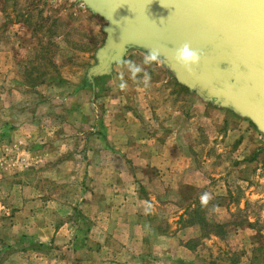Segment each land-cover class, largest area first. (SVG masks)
<instances>
[{
  "label": "crops",
  "instance_id": "obj_1",
  "mask_svg": "<svg viewBox=\"0 0 264 264\" xmlns=\"http://www.w3.org/2000/svg\"><path fill=\"white\" fill-rule=\"evenodd\" d=\"M6 11L3 0L0 27L8 20ZM14 26L28 28L23 21H15ZM7 36L0 39V103L4 100L2 86L10 82L7 73L16 68L23 52V33L17 31ZM138 53L146 58V65L161 70L158 62L141 51ZM170 80L163 77L159 83ZM52 81L39 85H42L37 89L40 94H45L42 90ZM102 88L92 91L79 87L69 96L56 97L62 104L68 102L64 126L71 125L75 135L65 134L56 143L63 125H57L50 111L37 109L35 118L28 122V145L33 159L29 184L16 181L13 190L0 192V199L11 198L9 204L1 200L0 207L6 211L14 209L16 215L8 228L7 221H0V264L11 259L19 260V264H201L202 261L213 264L217 258H213L212 247L224 245L231 231L239 235L233 238L235 241H227L229 246L250 245L241 233L255 234L253 242L257 234L255 224L231 222V213L224 204H211L202 213L200 206L194 204L203 195L210 202H214V197H225L213 192L214 177L202 168L210 161L207 155L199 160L198 151L208 150L215 136L222 141L232 131L230 125H237L239 118L228 109L211 107L194 94L178 98L179 106L170 107L164 117L159 110L151 113L142 110L137 101L136 105H129L125 94L120 92L116 96L106 93L102 104L97 99ZM184 100L182 105L180 101ZM5 108L3 112H9V116L4 118L1 128L9 127L16 138L21 134V143H26L18 112L10 109L14 112L12 116ZM39 119L41 124L37 122ZM199 120L205 142L198 140L193 128ZM47 124L51 127L44 126ZM254 161L255 157L249 162ZM77 166H81V171L77 168L71 173L78 182L76 195L43 190L44 183L67 176ZM35 173L41 177L38 179ZM57 197L61 199L55 200ZM13 204L16 205L12 207ZM55 207L69 208L70 214L77 213L81 218L69 217L55 223L51 216ZM214 213L221 214L215 222L209 217ZM197 214L201 220H197ZM12 225L16 231L27 228L23 241L32 254L23 259L18 256L21 251L15 258L7 256L10 248L4 234ZM200 247L209 255H202ZM245 261L253 264L256 259Z\"/></svg>",
  "mask_w": 264,
  "mask_h": 264
},
{
  "label": "rangeland",
  "instance_id": "obj_2",
  "mask_svg": "<svg viewBox=\"0 0 264 264\" xmlns=\"http://www.w3.org/2000/svg\"><path fill=\"white\" fill-rule=\"evenodd\" d=\"M2 1L0 0L1 3ZM5 1L6 19L8 20L6 21L7 25L0 27V39H4L5 35L12 36L18 31L23 33L24 42L23 52L19 54L16 68L7 73L10 82L2 86L4 100L0 103V128L5 120L4 118L9 116L7 109L18 112L25 128L23 133H26L27 142L21 143V134L17 138L12 136L9 127L0 129V171L3 175V180L0 181V192L13 190L16 181L29 184L28 179L32 167L30 164L33 159L28 145L30 141L28 122L31 118H35L34 115L37 109L42 112L50 111L57 125L59 127L63 125L59 137L55 140L56 143L65 134L75 135L71 125L66 124L64 126L67 109L65 105L68 102L62 104L56 97L62 98V96H69L72 92L75 93L79 87H84L87 79L92 82V87H88L89 90L94 91L101 88V86L103 87L97 93L99 103H105L106 93L116 96L120 92L125 94L129 105H133V103L136 105L135 101H137V105L139 104L142 110L146 109L149 113L159 110L163 113V117L170 107L177 108L179 106L178 98L184 99L185 94H193L177 81L175 75L171 73L161 59H153L151 55L141 51L147 55L146 57L158 62L161 68L158 71L153 66L146 65V58L141 56L138 53L140 50L137 49H131L124 63L114 66L113 72L109 76L89 78L87 72L97 64V52L106 40L107 35L104 33L103 28L107 25V22L100 16L93 14L80 0ZM15 21L25 22L28 28L25 30V28L13 27ZM7 32L9 34H6ZM163 77L171 79V82L159 83V80ZM51 79L53 81L49 83V86L42 90L46 95L40 94L37 89L42 85H39ZM143 79H147V82H143ZM37 86L39 87L37 88ZM178 86L181 88H177ZM41 95L42 97H40ZM175 98L176 100H173ZM180 102L185 105V100ZM4 106H6L5 110L8 112L6 114L3 112ZM211 107L217 108L213 105ZM229 111L237 119L239 118L238 127L235 124L230 125V129H233L228 135L224 136L222 141H220L219 136H215L216 138L214 137V140H211L212 144H209L208 150L198 151L199 160L207 155L206 158L210 161L207 165L203 164L202 168L203 170L206 169L208 175L211 174L214 177L213 192L216 195L223 193L225 197L223 199L221 196L218 199L214 197L212 200L214 202H210L203 195L194 204L196 207L200 206V213L206 208H210L211 204H224L231 213V222L241 224L249 221L256 226L257 234L253 242L255 234L247 236L245 233H241L244 240L248 239L251 242L250 245L247 243L244 246H229L227 241L231 239L235 241L236 239L233 238H236L235 236L238 234L237 231H231L232 234L229 233L228 239L224 240V245L212 247L213 258H217L213 264H236V262L241 261L248 264L245 259H256L253 264H264V136L258 132L249 120L237 116L231 110ZM13 113L11 111L12 116ZM200 121L194 123L193 128L196 131L198 140L205 142L204 130L200 126ZM37 122L41 124L42 119ZM48 125L51 127L50 124L44 126ZM46 135V132H44L43 136ZM259 149L261 150L259 151ZM253 157L256 158V161L249 162L252 161ZM48 168L54 170L55 167ZM77 168L78 172L82 169L81 166H77L75 169L72 168L67 176L57 177L55 181L44 183L43 190L49 189L60 195L62 193L67 195V192L69 195L70 193L76 195L78 182L71 173L76 171ZM35 174L38 179L41 177L39 173ZM20 175L22 177L19 179ZM60 197L54 199H61ZM10 199L1 198L0 201L2 200V203L5 204ZM15 205L13 204L12 207ZM54 211L51 216L55 223L66 221L69 217H72V219L81 218V215L79 216L77 213L70 214L69 208L55 207ZM38 217H40V214ZM42 217L45 219L44 215ZM209 217L215 222L216 219H220L221 214L214 213ZM15 218L14 209L6 211L0 207V221H7V228L10 225L9 223L14 222ZM196 218L201 220L198 214ZM24 229L18 228L16 231L13 230L12 225L5 232L4 235L8 239L6 245L10 248L7 250L9 258H15L20 251L22 253L18 256L21 259L25 258L27 254H32L28 253L29 246H26V242L23 241L27 237L25 235L27 228ZM84 229L82 231L85 233ZM219 232L223 233V230ZM200 250L202 255H209L204 247H200ZM42 252L44 253L45 249ZM54 254L56 253L54 252ZM202 262L201 264H205L204 261ZM17 263H20L19 260L14 259L7 262V264Z\"/></svg>",
  "mask_w": 264,
  "mask_h": 264
},
{
  "label": "water",
  "instance_id": "obj_3",
  "mask_svg": "<svg viewBox=\"0 0 264 264\" xmlns=\"http://www.w3.org/2000/svg\"><path fill=\"white\" fill-rule=\"evenodd\" d=\"M107 25L89 78L109 76L137 49L161 59L203 102L264 136V0H80ZM189 45L194 65L178 59Z\"/></svg>",
  "mask_w": 264,
  "mask_h": 264
},
{
  "label": "clouds",
  "instance_id": "obj_4",
  "mask_svg": "<svg viewBox=\"0 0 264 264\" xmlns=\"http://www.w3.org/2000/svg\"><path fill=\"white\" fill-rule=\"evenodd\" d=\"M153 59H155V56H153ZM178 59L185 65H194L198 62L199 55L189 45H185L178 51Z\"/></svg>",
  "mask_w": 264,
  "mask_h": 264
},
{
  "label": "trees",
  "instance_id": "obj_5",
  "mask_svg": "<svg viewBox=\"0 0 264 264\" xmlns=\"http://www.w3.org/2000/svg\"><path fill=\"white\" fill-rule=\"evenodd\" d=\"M86 81V80H85ZM85 88L92 87V82L90 79H87V83L84 85Z\"/></svg>",
  "mask_w": 264,
  "mask_h": 264
}]
</instances>
